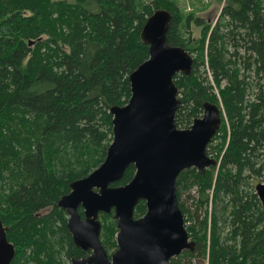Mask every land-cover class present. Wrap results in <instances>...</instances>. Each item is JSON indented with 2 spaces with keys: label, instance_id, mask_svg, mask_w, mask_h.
<instances>
[{
  "label": "trees",
  "instance_id": "1",
  "mask_svg": "<svg viewBox=\"0 0 264 264\" xmlns=\"http://www.w3.org/2000/svg\"><path fill=\"white\" fill-rule=\"evenodd\" d=\"M220 1L209 23L174 0H0V220L15 249L11 264H70L89 255L76 247L58 202L104 163L111 109L132 97L130 76L150 57L142 32L157 10L173 16L168 44L194 58L189 76L174 77L177 127L190 129L206 103L222 111L207 150L218 166L178 177L196 248L171 263L264 264L256 193L264 181V0ZM135 174L131 165L112 186ZM146 212L141 201L135 219ZM100 220L111 256L117 221L114 213Z\"/></svg>",
  "mask_w": 264,
  "mask_h": 264
},
{
  "label": "water",
  "instance_id": "2",
  "mask_svg": "<svg viewBox=\"0 0 264 264\" xmlns=\"http://www.w3.org/2000/svg\"><path fill=\"white\" fill-rule=\"evenodd\" d=\"M172 19L166 10L148 18L142 38L150 46V57L130 76L129 103L111 109L114 136L107 157L88 177L71 183V192L58 202L68 214L76 247L89 253L70 264H172L173 258L196 248L179 206L178 177L190 168L204 174L218 166L207 150L222 125V111L206 103L203 116L190 129L177 127L181 100L174 77L178 73L189 76L194 58L168 44ZM131 165L136 167L133 180L112 186ZM256 193L264 209V184L256 187ZM141 201L146 202L147 212L135 219ZM112 213L118 247L109 256L101 242L100 215ZM14 257L15 249L0 220V264H11Z\"/></svg>",
  "mask_w": 264,
  "mask_h": 264
},
{
  "label": "rangeland",
  "instance_id": "3",
  "mask_svg": "<svg viewBox=\"0 0 264 264\" xmlns=\"http://www.w3.org/2000/svg\"><path fill=\"white\" fill-rule=\"evenodd\" d=\"M179 4L181 12L184 14L194 13L198 17L206 20L217 19L220 10L223 8L224 4L220 0H174ZM209 18V19H208ZM194 28V27H193ZM195 35L199 34V28H194ZM259 184H264V181H259Z\"/></svg>",
  "mask_w": 264,
  "mask_h": 264
}]
</instances>
